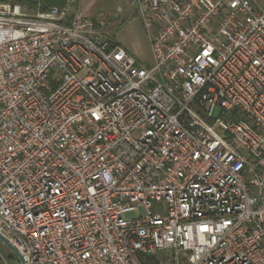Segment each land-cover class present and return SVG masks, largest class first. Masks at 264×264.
Wrapping results in <instances>:
<instances>
[{
    "label": "built area",
    "instance_id": "obj_1",
    "mask_svg": "<svg viewBox=\"0 0 264 264\" xmlns=\"http://www.w3.org/2000/svg\"><path fill=\"white\" fill-rule=\"evenodd\" d=\"M75 1L0 0V233L25 264H264V0H134L149 65Z\"/></svg>",
    "mask_w": 264,
    "mask_h": 264
},
{
    "label": "rangeland",
    "instance_id": "obj_2",
    "mask_svg": "<svg viewBox=\"0 0 264 264\" xmlns=\"http://www.w3.org/2000/svg\"><path fill=\"white\" fill-rule=\"evenodd\" d=\"M73 5L95 20H105L104 30L109 39L122 45L143 65L150 64V33L143 25L134 0H76ZM22 10L33 13L38 9L31 11L22 7ZM217 131L222 133L219 128ZM168 254V250H160L154 257L162 264H170ZM11 256V251L0 243V259L5 264H17L16 260L10 259Z\"/></svg>",
    "mask_w": 264,
    "mask_h": 264
},
{
    "label": "trees",
    "instance_id": "obj_3",
    "mask_svg": "<svg viewBox=\"0 0 264 264\" xmlns=\"http://www.w3.org/2000/svg\"><path fill=\"white\" fill-rule=\"evenodd\" d=\"M2 1H9L11 3L19 4L24 9L31 11H36L37 9L46 10L51 6H63L66 3V0H2ZM10 259L15 261V258L13 256H11ZM144 259L146 264H159V262L155 259L154 256H146ZM0 264H5V263L0 259Z\"/></svg>",
    "mask_w": 264,
    "mask_h": 264
},
{
    "label": "water",
    "instance_id": "obj_4",
    "mask_svg": "<svg viewBox=\"0 0 264 264\" xmlns=\"http://www.w3.org/2000/svg\"><path fill=\"white\" fill-rule=\"evenodd\" d=\"M0 243L6 246L11 251V255L15 258L17 264H25L23 257L21 256L17 248L12 243H10L8 239L1 233Z\"/></svg>",
    "mask_w": 264,
    "mask_h": 264
}]
</instances>
